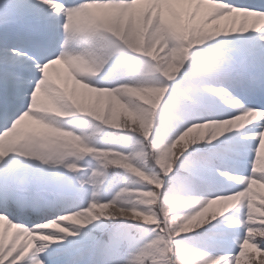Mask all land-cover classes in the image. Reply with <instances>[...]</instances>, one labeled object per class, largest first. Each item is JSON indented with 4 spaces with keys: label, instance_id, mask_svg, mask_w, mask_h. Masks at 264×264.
I'll use <instances>...</instances> for the list:
<instances>
[{
    "label": "snow or ice",
    "instance_id": "obj_1",
    "mask_svg": "<svg viewBox=\"0 0 264 264\" xmlns=\"http://www.w3.org/2000/svg\"><path fill=\"white\" fill-rule=\"evenodd\" d=\"M0 264H264V0H0Z\"/></svg>",
    "mask_w": 264,
    "mask_h": 264
},
{
    "label": "rangeland",
    "instance_id": "obj_2",
    "mask_svg": "<svg viewBox=\"0 0 264 264\" xmlns=\"http://www.w3.org/2000/svg\"><path fill=\"white\" fill-rule=\"evenodd\" d=\"M50 74L54 79H57L58 82L63 83L66 77V69L64 65L58 64L53 66V69H50ZM68 86L71 87V81H68ZM10 231H15L14 229H10Z\"/></svg>",
    "mask_w": 264,
    "mask_h": 264
}]
</instances>
